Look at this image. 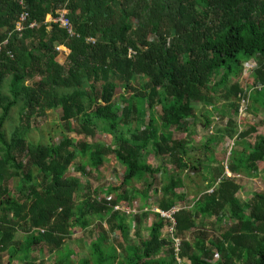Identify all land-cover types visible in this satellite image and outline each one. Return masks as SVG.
<instances>
[{
  "label": "trees",
  "instance_id": "obj_1",
  "mask_svg": "<svg viewBox=\"0 0 264 264\" xmlns=\"http://www.w3.org/2000/svg\"><path fill=\"white\" fill-rule=\"evenodd\" d=\"M62 9L72 34L47 20ZM22 12L27 18L18 30ZM31 22L35 25L29 26ZM4 40L0 178H18L19 183L15 196L0 185V253H7L3 264H11L22 250L53 254L60 248H65V258L53 264H70L67 260L73 251L67 241L71 233L84 232L88 238L92 233L86 212L105 216L108 230L118 232L125 244L118 243L119 250L110 245L100 223L90 242L89 258L81 264H180L184 259L190 264H264V192L253 195L246 213V205L237 196L240 185L218 163L210 165L204 188L193 201L195 208L182 206L171 218L159 216L148 227V237L135 244L127 243L126 213L113 209L130 200L126 189L132 180L158 172L164 180L160 191L153 193L156 207L170 211L186 200L182 176L194 179L182 163L189 142L174 138L171 129L189 134L192 103H213L214 89L234 79L242 63L251 58L256 61L252 99L264 97V0H0V42ZM61 46L68 50L66 55L57 49ZM219 71V84H212ZM138 78L143 83L136 85ZM117 83L123 84V91L115 99ZM242 92L233 80L222 97ZM157 102L158 111L154 109ZM15 107L18 122L6 137L4 125ZM49 109L58 111L66 130L80 138L66 134L55 144L28 141L32 119ZM227 123L239 138L256 129L251 124L239 131L235 122ZM97 131L108 134L115 147L87 140ZM225 133L233 136L232 131ZM149 149L171 163L173 170L151 167L144 155ZM109 156L123 167L118 183L105 189L114 192L113 198L93 197L87 204L76 201L74 195L84 185L66 174L69 166L79 158L98 170ZM211 159L206 156L205 161ZM259 161L264 165L260 134L237 153L231 149L226 168L249 176L256 173ZM197 163L200 166L204 160ZM148 190L149 184L140 191L143 201L150 197ZM209 217L214 219L209 224L218 228L219 235L214 237L202 228ZM166 224L172 227L169 232L163 231ZM20 230L25 232L22 241L15 238ZM184 232H193V238L183 237ZM25 264L46 263L32 259Z\"/></svg>",
  "mask_w": 264,
  "mask_h": 264
},
{
  "label": "rangeland",
  "instance_id": "obj_2",
  "mask_svg": "<svg viewBox=\"0 0 264 264\" xmlns=\"http://www.w3.org/2000/svg\"><path fill=\"white\" fill-rule=\"evenodd\" d=\"M255 68L256 61L253 58L243 62L239 73L236 77H234V79L229 78L226 85L221 84L214 89L213 92L216 94V97L213 103L205 105L193 102L192 106L194 108V117L187 118L188 126L190 127L189 134L175 128L171 129V135H173L174 138H186L188 140L189 153L187 154L188 156L185 157V161L182 163L187 166L186 171H188L191 175H194V179L191 180H186V178L182 176L185 179L188 196L186 200L181 201L176 205L177 208L182 206L195 208L193 201L197 198L199 190L204 188V178L209 177L211 168L216 166L218 163L224 167L225 175L232 176V174L226 169V164L228 162L227 157H229L228 155L231 149L233 152L237 153L238 150L245 145V143L247 145L252 144L256 135L260 134L264 136V97H257L258 101H253L252 99L253 96H256L254 94V90H256V88H254L252 81L253 70ZM221 72L222 71H219L213 76L211 81L212 84H219ZM233 80L239 84L243 92L236 97L234 95H230L229 98L222 97L223 92H225L228 85ZM141 83H143L141 78H138L135 81L136 85ZM122 91L123 84L117 83L114 93L115 99H117V96L122 93ZM168 101L169 100H164L163 102L167 104ZM154 109L157 111L159 110L158 102L155 103ZM17 118V107H15L11 110L10 118L4 125L6 137L9 136L11 128L17 124ZM228 120L235 122V124H237V130L239 131L244 130L251 124H254L256 129L249 136L239 138L237 137L236 130H232V128L228 127ZM227 130L232 131L233 136L231 138L226 135L225 132ZM66 134H69L74 138H80V136H76L75 133L68 132L66 130L64 122L59 119L58 111L49 109L46 110L45 115L42 117L32 119L30 128L27 132V140L33 143L55 144L63 136H66ZM87 140L102 141L104 143H110L112 144V147H115V144L111 143L108 134L102 131H97L92 138L87 137ZM207 143L208 148L205 149L204 145ZM144 155L146 157V161L151 165V167L164 166L170 171L173 170L171 163L165 162L163 158L156 157L150 149L148 150V153H145ZM206 156L212 157V159L210 161H205ZM20 158L23 161L26 160L25 157ZM108 158L109 160H105L98 170L82 164V161L79 158L75 159L69 166L66 174L71 178L79 180L84 185V190L81 193H75L74 199L76 201H82L87 204L93 197H96L97 199L103 198L104 196L107 199L113 198L114 192L108 193L105 192V189L107 186H113L118 183L123 174V167L117 160L115 161L112 156H109ZM199 160H201V162L204 160V163L200 166H198L197 163ZM210 165L213 166L210 167ZM257 165L258 167L256 173L253 175L248 176L241 172L232 176L240 185V190L238 191L237 196L242 204L246 205V213H248L247 205L249 204L250 199H253V195L264 192V165L260 161L257 162ZM163 176L162 172L155 173L151 177L146 174L144 180H132L130 185L127 187L126 193L130 200H124L120 204L123 209L122 211L126 213L125 220L129 225L127 243L135 244L139 241V239H146L148 237V227L151 223L156 221L159 216H166L160 213V209L156 207V194H153L155 190L157 192L160 191L164 180ZM21 181L24 183L23 179ZM18 183V178H11L7 180H2L0 178V185L5 186L11 196H15L17 194L16 186ZM147 184H149L148 196L150 197L146 201H143L140 197V191L145 188ZM177 190L181 191L184 190V188H178ZM145 213H147V215H145ZM86 216L91 220L89 229L92 230V233L89 238L86 233L84 234V232L73 231L71 233V237L67 241V243L72 246L73 251V256L67 260L70 264H81V261L84 258H89L90 242L100 231V227L98 226L100 223L103 230H105L107 242L110 245L116 246L119 250L118 243L125 244L118 232L108 230V224L104 221L105 216L103 218H99L95 216L93 212H86ZM213 221L214 219L212 217L207 218L206 222L204 221L206 223H204L205 227L204 224L202 227L206 234L210 237L219 235L217 226L209 224L210 222L213 223ZM136 225L139 229L137 232H135ZM170 230L171 228L169 224H166L163 228L164 232H169ZM24 236L25 232L23 233V231L20 230L16 232L15 238L16 240L22 241ZM182 236L187 239H192L194 233L184 232ZM178 241V238L175 239V244H177ZM64 251L65 248H60L53 254H49L45 250L39 252L22 250V252L16 253L11 264H25V261L32 259L35 261L40 259L46 264H53L56 260H64ZM6 256V252L0 253V264L4 263ZM180 264L190 263L187 259H184L180 262Z\"/></svg>",
  "mask_w": 264,
  "mask_h": 264
},
{
  "label": "built area",
  "instance_id": "obj_3",
  "mask_svg": "<svg viewBox=\"0 0 264 264\" xmlns=\"http://www.w3.org/2000/svg\"><path fill=\"white\" fill-rule=\"evenodd\" d=\"M26 18H27V13H26V12H22V13L20 14V16H19V20H18V22L16 23V28H17L18 30H20V29L22 28V26H23V22H25ZM51 20H53L54 22L59 23L62 27L66 28V30L69 32V34H72V27H71V24H70L68 18L66 17V10H65V9L60 10V11L58 12V15H57L55 18L51 19ZM34 25H35L34 22H31V23L29 24V26H34ZM86 39H87V40H91V42H94V40H93L92 38H90V37H87ZM5 44H6V40L0 42V51H1L2 47H3ZM57 49H59V48L57 47ZM259 87H261L260 84H259L258 88H259ZM242 99H244V98H242ZM244 100H245V99H244ZM113 209L123 210V209H122V206H118V205H115V206L113 207ZM174 211H175L174 208L171 209L170 211H162V210H159L160 213H162L163 215H166V216H164V217H166V218H171V214H172ZM170 228H171V230H172V227H170Z\"/></svg>",
  "mask_w": 264,
  "mask_h": 264
},
{
  "label": "crops",
  "instance_id": "obj_4",
  "mask_svg": "<svg viewBox=\"0 0 264 264\" xmlns=\"http://www.w3.org/2000/svg\"><path fill=\"white\" fill-rule=\"evenodd\" d=\"M52 18L50 17V16H47V20H51ZM7 42V41H6ZM60 50L63 52V54L64 55H66L67 53H68V50L64 47V46H61L60 47ZM230 153V152H229ZM229 156V155H228ZM228 158V157H227ZM227 169V168H226ZM227 171H228V169H227ZM229 172V171H228ZM231 173V172H230ZM232 174V173H231ZM236 174H239V173H236ZM234 174H232V176H233ZM227 176V175H226ZM232 176H228V177H232ZM211 190V189H210ZM174 209L176 210V209H178L177 207H174ZM173 222V221H172ZM175 239H177V238H175ZM175 239H174V241H175ZM178 243H179V241H178ZM178 243L176 244V245H178ZM178 248H176V250H177Z\"/></svg>",
  "mask_w": 264,
  "mask_h": 264
},
{
  "label": "bare ground",
  "instance_id": "obj_5",
  "mask_svg": "<svg viewBox=\"0 0 264 264\" xmlns=\"http://www.w3.org/2000/svg\"><path fill=\"white\" fill-rule=\"evenodd\" d=\"M60 49V47H58Z\"/></svg>",
  "mask_w": 264,
  "mask_h": 264
}]
</instances>
